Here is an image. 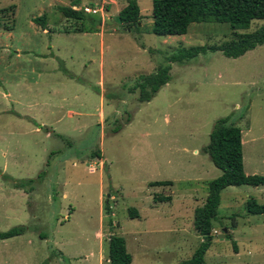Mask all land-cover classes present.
Returning <instances> with one entry per match:
<instances>
[{
	"label": "rangeland",
	"instance_id": "1",
	"mask_svg": "<svg viewBox=\"0 0 264 264\" xmlns=\"http://www.w3.org/2000/svg\"><path fill=\"white\" fill-rule=\"evenodd\" d=\"M107 1L0 0V9L15 5L13 16L0 12V232L29 226L0 239V264H110L112 234L126 239L132 264L191 258L202 241L195 209L222 174L203 151L221 117L244 130V165L264 175V44L237 58L208 50L171 62L170 81L150 101L135 88L179 49L221 45L264 19L237 30L194 22L185 34L158 35L154 0H137L138 27L120 21L128 0ZM74 2L84 18L59 8ZM42 15L47 31L33 20ZM98 150L103 157H92ZM161 180L173 183L151 184ZM261 191H222L207 264H264V214L245 203L264 204ZM233 226L237 238L227 236Z\"/></svg>",
	"mask_w": 264,
	"mask_h": 264
},
{
	"label": "trees",
	"instance_id": "2",
	"mask_svg": "<svg viewBox=\"0 0 264 264\" xmlns=\"http://www.w3.org/2000/svg\"><path fill=\"white\" fill-rule=\"evenodd\" d=\"M59 8L66 17L84 18V11L73 8V5ZM14 9L15 5H11L0 9V12L5 13L7 10H11L10 14L13 16ZM119 18L124 25L138 27L143 18L138 1L128 0L127 5L120 11ZM153 19L151 31L158 35L185 34L194 22H228L235 30L247 29L253 20L264 19V0H154ZM33 20L44 29L47 28L46 15L35 17ZM262 44H264V26L253 32L236 33L233 40L221 45H203L179 49L168 58L167 65L160 67L154 73L142 76L138 80L135 88L140 90L139 101H150L170 81L171 62L183 63L208 50H220L227 57L237 58ZM203 151L210 156L215 166L222 170V174L209 182V193L205 203L195 209L194 226L202 236L201 244L191 258L182 261L180 264H207L205 256L214 237L213 220L219 216L221 194L225 188L240 185H264L263 174L246 173L242 128L235 122H231L230 117H221L216 120L210 133V141L203 147ZM95 156L102 158L101 150L92 154V157ZM44 174L45 171L40 172L38 178ZM33 182H35L34 178H28L26 181L28 184ZM23 183L14 179L16 187H25ZM172 183L171 180H161L151 184L162 186ZM155 200H158L157 197ZM167 200H171V196L159 198V201ZM246 206L247 211L251 214H264V204L255 198H249ZM107 210L110 211L109 207ZM130 214L132 217L139 216V212L135 209H130ZM28 229L29 226L24 224L14 226L7 231H1L0 239L21 235ZM227 236L232 237L229 233ZM108 256L110 264H132L133 261V256L127 248L126 239L117 234H112L109 239Z\"/></svg>",
	"mask_w": 264,
	"mask_h": 264
},
{
	"label": "crops",
	"instance_id": "3",
	"mask_svg": "<svg viewBox=\"0 0 264 264\" xmlns=\"http://www.w3.org/2000/svg\"><path fill=\"white\" fill-rule=\"evenodd\" d=\"M56 1H58V2H60V3H67L66 2V0H56ZM70 1H74V0H70ZM99 1H101L100 2V5L101 4H104V3H106V2H109V1H107V0H96V4H97V2L99 3ZM75 4V5H74ZM71 5H73V8H75V9H79L78 7H80V4L79 3H77V5H76V2H74V3H71ZM98 10H101L102 12L104 11L103 10V7H101V8H99ZM106 13H112V11L110 10V9H106ZM103 27H104V24L102 23V24H100L99 26H98V28H100L101 30H100V33L102 34V30H103ZM44 29V28H43ZM47 29H48V26H47V28L46 29H44V31H47ZM83 30V29H82ZM68 32H70V31H68ZM67 85H69V84H67ZM74 97L75 98H78V95L77 94H75L74 95ZM101 100H103V97H101ZM72 113V112H71ZM101 116H103V113L101 112ZM38 129V128H37ZM52 131H54V130H52ZM52 131L51 130H48V133H47V135L49 136L50 134H52ZM244 130L242 129V135H244V132H243ZM243 142H244V140H243ZM195 152H197V150L195 151ZM245 171H246V173L247 174H256V173H260L259 172V169H258V166H251V169L250 170H248L247 169V167L245 166ZM31 178V177H30ZM260 186H263V185H260ZM230 187V186H229ZM255 187H259V186H255ZM228 188V187H227ZM261 196H264V191H261ZM246 202H247V200H246ZM245 202V203H246ZM238 231V226H233L232 228H230L229 230L227 229V231H226V233H229L231 236H234L235 238H237V236H236V233L235 232H237ZM19 236V235H18ZM12 238V237H11ZM234 238V239H235Z\"/></svg>",
	"mask_w": 264,
	"mask_h": 264
},
{
	"label": "built area",
	"instance_id": "4",
	"mask_svg": "<svg viewBox=\"0 0 264 264\" xmlns=\"http://www.w3.org/2000/svg\"><path fill=\"white\" fill-rule=\"evenodd\" d=\"M84 10L87 11V12H91V11H92V12H97V11H98L97 9H91L90 7H85ZM216 231H217V230H214V233H215Z\"/></svg>",
	"mask_w": 264,
	"mask_h": 264
},
{
	"label": "water",
	"instance_id": "5",
	"mask_svg": "<svg viewBox=\"0 0 264 264\" xmlns=\"http://www.w3.org/2000/svg\"><path fill=\"white\" fill-rule=\"evenodd\" d=\"M130 29H132V30H133V28H130Z\"/></svg>",
	"mask_w": 264,
	"mask_h": 264
}]
</instances>
